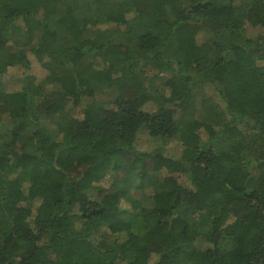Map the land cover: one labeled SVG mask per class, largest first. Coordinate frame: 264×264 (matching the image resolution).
<instances>
[{"label":"trees","instance_id":"1","mask_svg":"<svg viewBox=\"0 0 264 264\" xmlns=\"http://www.w3.org/2000/svg\"><path fill=\"white\" fill-rule=\"evenodd\" d=\"M120 26L132 43L88 33ZM29 55L41 82L5 90ZM157 77L166 96L146 88ZM203 87L221 105L176 120ZM153 255L264 264V0H0V264Z\"/></svg>","mask_w":264,"mask_h":264},{"label":"rangeland","instance_id":"2","mask_svg":"<svg viewBox=\"0 0 264 264\" xmlns=\"http://www.w3.org/2000/svg\"><path fill=\"white\" fill-rule=\"evenodd\" d=\"M103 30V29H102ZM88 33L92 37H100L103 41L107 39L115 40V41H123L126 40V42L132 43L133 38L130 37L127 33V27L125 26H120L117 28H113L110 31H99L97 29H91L88 31ZM217 37L212 40L216 41ZM31 67L29 71L27 72H21V71H16L12 75H5L2 80H1V85H3V88L9 92H13L19 89L20 87V78L24 75V73L28 75H33L36 78V83L41 82L44 72L41 68V66L36 62L34 57L31 55ZM146 88L148 89V92L152 93L155 96H160V95H167L168 91L165 89L164 85L162 84V79L161 77L157 78H152L150 81L147 82ZM202 100H205L204 105L207 103L208 104H218L219 106L221 105L220 98L218 97V94L216 91L209 87H203L202 89L198 90L197 93V99L194 103V107L190 108L186 114L183 113H178L175 116V119L183 118L186 121H191V120H203L205 119V114L203 113V109L205 111V108H202ZM149 111H153L155 109L154 104H149V107H147ZM69 115L73 118H80L81 116L77 111L70 112ZM59 121V117H54L52 119V124L55 125V122ZM54 135V133L52 134ZM141 137L143 141L145 142V146L149 152H156L161 150L163 147L166 148V150H169L172 154L178 155L180 152V145L174 141H162L160 139H146V134L142 133ZM110 179L107 178L106 180L103 181V185L107 187L109 185ZM135 197L138 198V200L142 204H149V199L145 197L142 192L135 193ZM209 216L207 214L201 213V215L194 216L191 218L189 221L190 227L198 229V231H205L209 227V222L207 220ZM224 249V246H222ZM156 260V256L153 255L152 258L150 259L149 264H153L154 261Z\"/></svg>","mask_w":264,"mask_h":264}]
</instances>
